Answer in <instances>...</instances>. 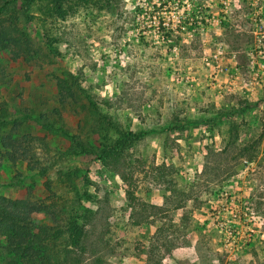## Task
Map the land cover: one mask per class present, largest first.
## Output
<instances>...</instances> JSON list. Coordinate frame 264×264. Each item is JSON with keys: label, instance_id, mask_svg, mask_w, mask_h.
<instances>
[{"label": "rangeland", "instance_id": "obj_1", "mask_svg": "<svg viewBox=\"0 0 264 264\" xmlns=\"http://www.w3.org/2000/svg\"><path fill=\"white\" fill-rule=\"evenodd\" d=\"M2 30L0 140L33 158L0 197L47 207L0 264H264V0H0Z\"/></svg>", "mask_w": 264, "mask_h": 264}, {"label": "trees", "instance_id": "obj_2", "mask_svg": "<svg viewBox=\"0 0 264 264\" xmlns=\"http://www.w3.org/2000/svg\"><path fill=\"white\" fill-rule=\"evenodd\" d=\"M15 1V0H14ZM26 4H30L35 0H22ZM6 37V41L9 43H14L15 39L13 36L9 35V32L2 30L0 31V37ZM8 36V37H7ZM18 44H20L18 38ZM56 87L58 89V95L62 101L71 100L74 101L75 98L79 97V92H77L74 88V83L70 77L68 78H58L56 80ZM89 106L96 110L95 105L91 102ZM19 127L17 122L13 123V132ZM18 138H14L13 135L8 134L6 137H3L0 140V150L3 151L0 156V160L2 157H7V159L11 163L15 162H29L32 160L33 156L29 154V151L26 148H22L19 146ZM137 135L125 136L121 142L119 143L118 148L108 149L106 151H101L102 153V161L111 169L119 172L118 167L122 166L126 162V154L129 152L130 147L133 142L137 141ZM76 147L80 148L82 154H88V150L86 146H84L81 142H75ZM123 167V166H122ZM121 177L123 174L121 173ZM122 181H127L126 177L122 178ZM127 196L129 200H134V195L132 192H127ZM85 201L87 203L93 201L92 196L87 192L85 193ZM98 206L95 210V213H92V210L87 209V212L90 215L86 216L85 220H88L89 216L94 215L89 218L88 223H91L92 219L96 221V216L102 212V206L104 207L105 203L100 200H96ZM46 205L34 199H30L29 197L21 200H9L6 198L0 197V241L2 236H5L4 245L0 243V248H3L7 253L19 252L20 257L30 256L31 258H35L38 255V251H34V249H30L29 238H27L30 230L29 228L32 226L29 217L41 213L45 211ZM79 230V231H78ZM81 230L76 228L74 233V237L76 239V243H80L85 241V238H82L79 234Z\"/></svg>", "mask_w": 264, "mask_h": 264}]
</instances>
